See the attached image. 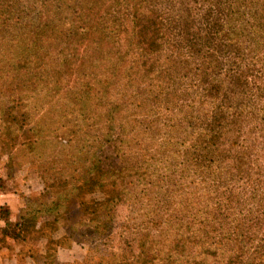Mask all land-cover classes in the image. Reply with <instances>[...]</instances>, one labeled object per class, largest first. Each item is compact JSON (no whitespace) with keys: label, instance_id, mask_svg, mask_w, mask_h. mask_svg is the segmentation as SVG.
I'll return each mask as SVG.
<instances>
[{"label":"rangeland","instance_id":"1","mask_svg":"<svg viewBox=\"0 0 264 264\" xmlns=\"http://www.w3.org/2000/svg\"><path fill=\"white\" fill-rule=\"evenodd\" d=\"M170 38L161 62L145 77L134 75L130 81L119 67L107 69L105 62L96 67L85 79L117 104L83 112L63 110L64 88L49 94L28 87L24 79L36 66V54L23 62L22 56L8 50L9 60L0 59V264H98L111 252L133 262L139 258L143 233L161 241L160 231L168 228L163 236L173 240L180 232L179 223L183 232L192 227L200 241L187 245V253L196 255L208 247L212 250L206 255L211 258L216 251L218 264H225L231 255L224 247L229 232L230 245H237L236 231L243 229L248 254L264 245V108L259 115L262 124L246 127L243 137L224 135L219 150L211 146L215 151L207 152L196 134L205 127L214 103L222 99L212 102L204 96L203 77L194 74L196 65L178 64L184 61L186 41ZM63 44L38 53L70 54ZM82 51L77 47L75 56ZM77 73L73 69L65 76L68 87L73 83L80 88ZM108 73L117 79L111 86L106 83ZM83 94L82 90L79 96ZM260 104L264 106V101ZM186 114L195 115L192 122L184 120ZM111 126L112 140L99 145L97 136ZM45 134L51 139L35 140ZM95 151L105 163L114 160L120 169L126 161L132 164L130 176H124L120 185L122 197L112 209V227L99 233L92 230L98 221L82 216L79 201L68 218L63 206L49 210L54 197L64 191L62 181H68L66 187L76 183L83 167L92 165ZM219 207L229 213L214 225L213 208ZM6 210L9 225L1 217ZM32 216L37 224L28 227L26 221ZM201 224L214 225L209 227L210 242L200 232ZM70 227L78 234L70 236Z\"/></svg>","mask_w":264,"mask_h":264},{"label":"trees","instance_id":"2","mask_svg":"<svg viewBox=\"0 0 264 264\" xmlns=\"http://www.w3.org/2000/svg\"><path fill=\"white\" fill-rule=\"evenodd\" d=\"M100 9L103 13L105 10V14L100 13ZM171 36L177 41L182 38L186 41V53L181 54L184 61L178 64L194 63V74L203 77L204 96L212 102L222 99L214 103L205 127L196 134L207 152L215 151L209 149L211 146L219 150L224 135L243 137L246 127L262 124L259 115L264 108L260 104L264 101V0H0V59L9 60L8 50L16 57L22 56L23 62L31 60V53L36 54V66L27 72L24 81L29 82V88H43L49 94H58L64 88L66 109L64 104L63 110L72 113L77 109L78 112L90 111L92 107L111 108L110 105L116 103L85 79L96 67H103L104 62L107 69L119 67L130 81L135 79L134 75L145 77L161 62ZM61 43L70 54L63 50L57 54L38 53ZM77 47L83 51L76 57ZM247 59L250 65L245 63ZM73 69H78L81 79L76 83L80 88L73 83L68 87L70 80L65 79ZM115 82V76L108 73L107 86ZM82 90L84 94L79 96ZM194 118V114L184 116L189 122ZM47 137L45 134L35 140L45 141ZM112 138L113 126L97 136V141L100 145L102 140ZM232 141L236 140L227 143ZM117 149L123 151L121 145H117ZM97 151L92 165L83 167L79 181L70 182V187H66L67 180L62 181L64 191L54 197L57 199H53L49 210L63 206L62 212L67 213L65 218H68L73 205L79 201L82 216L90 222L98 221L92 230L99 233L112 227V209L122 197L120 185L124 176H130L132 164L126 161L120 169L114 160L105 163ZM96 192L102 195L97 198ZM47 194L50 196V192ZM87 195L91 196L89 200L84 199ZM208 208L211 205L207 204L206 211ZM213 210L214 225L227 219L228 210L220 207ZM1 217L6 225L11 224L7 210ZM26 222L28 227L37 224L34 216L28 217ZM212 226L201 224L200 229L209 242ZM180 228L179 223L176 229L180 232L173 240L163 236L168 228L160 231L161 241L150 232L143 233L136 261L111 252L99 257L98 264H218L216 251L210 253L211 258L206 255L205 251L212 250L208 247L199 250V255L188 254L187 245L200 242L198 234L192 227L185 232ZM71 229L73 227L67 230L70 236L78 234ZM236 234L237 245H230L231 232L226 237L228 242L224 247L231 255L225 264H264V245H258L248 254L243 229Z\"/></svg>","mask_w":264,"mask_h":264}]
</instances>
